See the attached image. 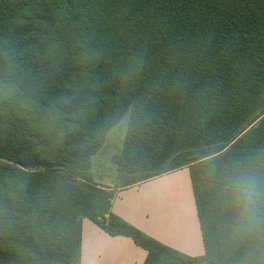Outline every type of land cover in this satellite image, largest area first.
I'll use <instances>...</instances> for the list:
<instances>
[{"label": "trees", "instance_id": "16d2710c", "mask_svg": "<svg viewBox=\"0 0 264 264\" xmlns=\"http://www.w3.org/2000/svg\"><path fill=\"white\" fill-rule=\"evenodd\" d=\"M128 113L123 187L188 168L204 256L93 181ZM84 219L144 264H264V0H0V264H81Z\"/></svg>", "mask_w": 264, "mask_h": 264}, {"label": "crops", "instance_id": "0c3cea01", "mask_svg": "<svg viewBox=\"0 0 264 264\" xmlns=\"http://www.w3.org/2000/svg\"><path fill=\"white\" fill-rule=\"evenodd\" d=\"M113 190V215L189 257L205 255L188 168ZM147 257L131 238L110 236L84 219L81 264H144Z\"/></svg>", "mask_w": 264, "mask_h": 264}, {"label": "rangeland", "instance_id": "374dc122", "mask_svg": "<svg viewBox=\"0 0 264 264\" xmlns=\"http://www.w3.org/2000/svg\"><path fill=\"white\" fill-rule=\"evenodd\" d=\"M128 121L129 113L108 133L104 146L92 159L90 172L93 181L109 189L112 195L113 189L124 188L125 184L133 182L136 177L124 173L119 164L128 131Z\"/></svg>", "mask_w": 264, "mask_h": 264}]
</instances>
